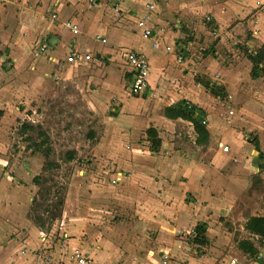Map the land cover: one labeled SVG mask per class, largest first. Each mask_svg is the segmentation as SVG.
<instances>
[{
  "label": "rangeland",
  "instance_id": "rangeland-1",
  "mask_svg": "<svg viewBox=\"0 0 264 264\" xmlns=\"http://www.w3.org/2000/svg\"><path fill=\"white\" fill-rule=\"evenodd\" d=\"M244 1L183 0L171 5V0H159L160 8L151 22L160 43L173 45L184 57L182 63L169 59L167 73L171 71L174 78L165 76V81L184 82L181 88L189 93V104L201 107L205 120H210L207 125L213 136L201 149L189 136L192 126L179 121L170 125V132L166 130L169 126L162 125L165 137L159 150L151 153L145 131L155 123L153 114L158 108L151 101L155 97L147 93L136 106L139 100L133 97L139 96L129 93V76L119 63L110 60L114 54H100V61L93 62L97 69H93L113 66L115 82L122 88L117 90L122 103L117 93L101 99L98 81L79 80L76 75L75 81H63L66 76L60 74L68 72L66 67L57 74L46 64L47 57L37 53V37L22 53L21 42L16 43L12 34L0 29V163L11 170L10 187L24 191L19 194L22 203L17 205L18 211L44 237L45 246L35 254L42 250L54 261H61L64 253L79 247L96 264H164V255L167 264H203V258L212 259L210 264L232 260L235 264H264L261 240L243 228L251 214H264V184L257 174L249 172V191L243 185L233 208H223L213 217L198 213L194 201L175 184L164 197L146 188L127 166L135 158L165 160L175 155L192 167H210L220 151L232 155L231 150L223 151L226 145L230 148L227 135L237 134L239 140L247 139L251 145L258 142L255 130L248 129L264 131V77L251 79L244 51H255L264 43L258 16L264 7L254 0L253 8L245 14ZM26 7L31 11L29 4ZM11 14L4 21L7 29L14 23ZM142 38L134 34L127 44L140 47L152 68L155 56L149 53L150 41ZM118 42L123 44L122 39ZM104 43L84 36L82 48L101 52L106 49ZM236 81L246 83V96L237 92L242 85L237 86ZM171 101L163 100V104ZM229 110L234 115H229ZM27 125L36 129H27ZM42 132L48 137L44 143ZM24 196L29 198L26 202ZM157 207L173 211L167 214ZM179 212L191 215L196 224L204 221L209 225L211 235L205 245L193 241L194 232L186 242L176 241V230L194 228L191 221L181 224L177 220ZM241 241L252 242L258 254L243 253ZM50 250L53 252H45Z\"/></svg>",
  "mask_w": 264,
  "mask_h": 264
},
{
  "label": "crops",
  "instance_id": "crops-1",
  "mask_svg": "<svg viewBox=\"0 0 264 264\" xmlns=\"http://www.w3.org/2000/svg\"><path fill=\"white\" fill-rule=\"evenodd\" d=\"M179 1L180 0H171V5L173 2L179 5L183 0ZM1 2H3V5H0V29L3 31L7 30L6 32H8V34H12L14 37L13 39H17L16 43L21 42L22 53H24L23 47L25 48L26 44L32 38L37 37L38 48L42 45L45 47V52L42 56H46L50 63L46 64L52 66L53 70H55L57 74L62 73V67H66L68 72L60 74L61 76H66V79L63 77L65 79L63 81H75L76 77H74V75H76L79 80L98 81L103 92V94L100 93L101 99L116 93V97L118 98L117 95L119 92H117V90L121 91L122 88L118 82H115L113 66H109L106 69H93L96 68L93 62L98 63L100 61V54L105 56L108 54H114L110 60L119 63L124 68V71L129 76V82L132 79V72H130L120 54L125 49L140 48L128 47L127 42H130V39L134 34L139 38L142 36V26L138 23V18L136 17L141 14L143 10V7H141L143 0H95L94 3H90L88 0H2L0 3ZM253 2L254 0H245L243 2L247 7L245 9V14L246 12L249 13L248 10L253 8L251 7ZM256 2L261 7H264V0H257ZM27 4L31 7V11H29L28 7H26ZM34 7L35 10H32ZM159 8L160 6L157 4L154 16L158 13ZM10 11L13 12V14L9 15L12 16L11 23H14L7 29L4 27L6 25L4 24V21ZM258 16L257 17L260 22L259 26L264 35V12L260 13ZM66 21H70L77 25V34H73L70 29L65 26ZM84 36L90 39L95 38V40L99 37L105 41L102 46L106 49L101 52H95L92 48L83 49L82 42ZM119 39L123 40V44L118 42ZM142 39L145 40V38ZM148 40L151 45V51L149 53H152V55L155 56L152 63L154 67L151 68L149 63V85L146 91L138 95L139 98H133L139 100L136 106H140L142 101H144L140 98L141 96L149 93L151 96L155 97L153 100H151V98H147L146 100L153 101L158 108V111H154L153 115L155 116L153 118H155V123H153L151 127L157 131L158 137L161 140V138L165 137L163 134H166L164 131L166 128H163L162 125L169 126H165L168 128L166 130L169 132L170 125H176L179 121L187 122L192 126V124L187 120L181 118L169 119L163 114L165 107H168L180 100H184L187 103L191 99L187 90L181 88V84L184 82L174 81V79L173 81H165L164 79L165 76L167 78H174L171 71L167 73V70H169V59L172 58L175 62L180 63L177 61V51L175 47L173 45H162L158 36L156 39L158 42H156L157 45L155 47L152 46L154 40L150 38ZM263 44L264 43H262L259 48L264 46ZM165 46H172L173 49L171 51H166ZM13 47L15 48V45H12V48ZM72 51L78 54H81V51H83L84 53H82V55L88 54L90 55V59H77L72 63H66L65 59ZM37 53L40 54L39 51H37ZM181 56L183 61L184 57L182 53ZM245 59L250 64L248 69L250 75L252 64L246 56ZM80 60L83 61L81 62ZM116 63L114 65H116ZM61 65L63 66L60 67ZM184 67L186 69L189 68L187 66ZM71 72H73L72 76L70 75ZM97 72L100 73L98 74ZM260 77H264V75H260L257 78L251 77V79H258ZM233 82L234 81H232V83ZM235 83L237 86L242 85V81H236ZM246 87L247 85L244 83L241 88L237 89V92L241 95H244L245 93L247 94L249 89H246ZM253 92L255 93L257 91ZM129 93L131 92L129 91ZM255 95L257 98V94ZM176 96H178V99L175 98ZM118 100L120 101V98H118ZM163 100L172 101L171 103L163 104ZM192 100L195 99L192 97ZM127 101L128 98L125 99V102ZM121 106L122 110L123 108H126L123 104ZM232 115H234L233 111ZM207 123L210 124V120H205L204 115L202 124L208 132L206 141H203L204 139H200L198 137L193 126L191 127L192 132L189 131V136L194 139L193 143L199 149L204 147L213 136V131L209 129ZM188 129H190V127H188ZM248 130V132L255 130L258 138V142L255 143L257 148L255 144L251 145L247 139L239 140V137H236L238 136L237 134L227 135V141L230 145L227 152L231 150L230 154L232 155L228 156L226 155L227 153L221 154L222 152L220 151L217 156L212 158L210 167H199V165H194L192 167V165L188 162L180 160L175 155L171 157V159L165 160H156L154 157L144 160L135 158V161L133 163H129L127 166L132 167L134 179L139 183L143 182L142 184H146V188L152 189L155 193L159 192V194H161L160 196L164 197L169 196V193L172 191L173 184H175V188H179V190L183 191H180L181 194L185 197H189L191 201H194L197 205L196 207L198 213L204 215L210 214V216L214 217L219 214L223 208H233L234 198L238 197V195L242 193L243 185L244 187L247 186L246 190L250 188L251 178L249 172L257 174L262 184H264V165L262 163V158L264 156V131L262 132L258 129ZM239 134L241 135V133ZM231 139L234 141L233 144L230 141ZM168 145L172 146L169 143ZM136 151L138 150L136 149ZM234 157L236 160L233 159ZM10 171L11 170H7V168H5L4 163H0V264H46L44 262V258L48 256L47 254H42V250H38V254L34 253L35 250L39 248L43 249V246H45L44 237L38 232L32 222H30L28 218L23 216L18 211L17 205L22 203L21 196L19 194L24 191H14V189L10 187L11 181L8 179L9 176L10 178L12 177ZM222 172L224 174H222ZM119 178L122 179L124 177L119 175ZM119 178L117 177V179ZM221 185L224 187H221ZM9 188H11V190H9ZM248 191L249 190H247V192ZM22 199L26 202L29 198L24 196ZM158 210L167 214L168 212L171 214V211H173L172 208H168L167 210L163 209V211L159 208ZM252 216L264 217V214H251L249 217ZM249 217L246 218L245 222ZM177 220H180L181 224H184L187 221L190 223L191 221L193 222L194 227L199 224L204 225L205 232L203 237L205 241L198 245H205L208 242V236L211 235V228L206 222L201 221L196 224V219L183 212L178 213ZM247 233L251 237L257 238L249 232ZM176 241L186 242L178 238L177 235ZM261 242H264V239L261 240ZM250 243L253 244L252 242ZM253 246L256 248L254 244ZM45 252L53 251L50 250ZM66 253H64V255ZM243 253L245 252L243 251ZM257 254L258 252L254 255ZM52 255L56 256V252L54 251ZM262 255V252L259 253L257 258L258 261ZM211 261L213 260L208 258L200 260L203 264H210ZM167 262L168 256L166 260L163 261L162 259V263L167 264ZM223 264H235V262L227 263V261H224ZM253 264L258 263L254 262Z\"/></svg>",
  "mask_w": 264,
  "mask_h": 264
},
{
  "label": "built area",
  "instance_id": "built-area-1",
  "mask_svg": "<svg viewBox=\"0 0 264 264\" xmlns=\"http://www.w3.org/2000/svg\"><path fill=\"white\" fill-rule=\"evenodd\" d=\"M2 1V0H0ZM90 3H94L95 0H88ZM159 0H143V10L139 17V24L142 26V37L145 39H153L152 46L155 47L158 42L157 36L158 33L153 30L151 22L153 21V17L155 15V10L157 7ZM65 26H67L73 34L78 33V27L74 23L70 21L65 22ZM144 27V28H143ZM99 38V37H97ZM173 49L172 46H165L166 51H171ZM39 53L43 54L45 52V47L42 45L39 48ZM121 58L124 60L126 65L128 66L130 72H132V79L129 82V91L134 95H140L144 93L149 85V74H150V66L149 60L147 56L140 49H125L121 54ZM177 61L182 62L181 53H177ZM77 59L89 60L90 55H83L82 57L76 52H70L66 57V63H72ZM61 65L60 67H62ZM186 104H189L188 102ZM229 115H232V111H228ZM204 122V121H203ZM228 146L223 147V151H228ZM115 181H112L114 183ZM193 231L184 232L181 230H176V235L182 241H187L191 236ZM167 259V256L164 255L163 261ZM44 262L46 264H96L94 259L82 251L79 247H73L64 255V258L61 261H53L52 257L46 256L44 258ZM235 261L232 260L231 263Z\"/></svg>",
  "mask_w": 264,
  "mask_h": 264
},
{
  "label": "trees",
  "instance_id": "trees-1",
  "mask_svg": "<svg viewBox=\"0 0 264 264\" xmlns=\"http://www.w3.org/2000/svg\"><path fill=\"white\" fill-rule=\"evenodd\" d=\"M245 56L248 58V60L251 62V77L257 78L260 75H264V46L260 47L255 52L250 51H244ZM208 86L206 85V88ZM212 94H215L214 91H210ZM163 114L165 117L169 119H184L189 121L196 134L200 139H204L203 141H206L208 132L205 129V126L202 124V120L204 118L205 113L203 110L198 108L197 106L186 104L184 100H180L175 102L174 104L165 107L163 110ZM1 115V111H0ZM27 129L34 130L36 127L32 125H27ZM146 137L149 143L150 151L152 153L157 152L161 146V140L158 137L157 131L149 127L146 131ZM41 136H43L44 141L48 140L47 135H45L43 132L40 133ZM43 143L41 145H43ZM256 148L257 145L255 144ZM68 158H72V155L70 154ZM244 229L252 234L253 236H256L259 240L264 239V217L262 216H252L247 219L244 225ZM194 237L193 241L201 244L203 243L204 237L203 234L205 232L204 225H197L193 229ZM262 245L264 246V242H262ZM239 247L249 255H254L256 253V248L251 244L249 241H241L239 243Z\"/></svg>",
  "mask_w": 264,
  "mask_h": 264
}]
</instances>
